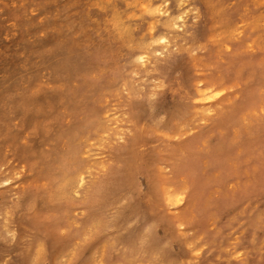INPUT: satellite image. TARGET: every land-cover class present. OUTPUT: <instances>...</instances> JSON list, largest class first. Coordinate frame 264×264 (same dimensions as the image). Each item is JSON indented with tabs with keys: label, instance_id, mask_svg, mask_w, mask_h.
<instances>
[{
	"label": "rangeland",
	"instance_id": "obj_1",
	"mask_svg": "<svg viewBox=\"0 0 264 264\" xmlns=\"http://www.w3.org/2000/svg\"><path fill=\"white\" fill-rule=\"evenodd\" d=\"M34 1L20 10L19 6L14 8L20 11L25 30L10 22L0 7V201L9 203L24 192L36 191L43 182L59 178L64 167L83 176V183L68 197H58L41 213L56 224L57 233L66 235L68 231L71 239L78 233V238L87 239L89 244L83 255H62L57 264H110L113 255H104L100 235L85 233L79 219L84 209V187L104 172L101 163L107 160L108 152L105 139L124 142L117 131L125 117L121 103L129 89L126 85L120 86L117 93L115 89L116 73L127 70L126 63L118 52L96 65L85 58L79 69L68 75L67 89L72 102L74 99L73 107L65 97L60 101L51 99L61 96L63 87L58 77L49 75L44 59L65 48L76 54L80 48L50 28V22L39 10L43 5L47 7L48 1ZM244 1L210 3L214 5L211 12L220 9L225 16L218 12L210 16L214 24L211 47L192 49L189 54V59H195L189 60L185 76L201 85L214 84L219 94L210 99L213 106L198 116L192 115L184 126H176L162 140H144L143 147L154 157L157 153L160 156L155 159L160 185L185 196L181 202L161 206L158 211L175 219L178 237L186 246L180 261L186 264H202L204 255H210L209 250L214 254L211 264H264V134L255 136L256 141L253 134L255 124L264 117V81L259 83L256 96L250 85L253 72L264 68V0H251L248 4ZM232 10H236L235 14L227 16ZM188 13L195 14L197 10L190 7ZM136 30H141L139 24ZM175 30L182 33L184 26L178 23ZM166 41L162 39L157 45ZM127 46L131 48V44ZM143 56L133 59L129 70L131 84L137 90L157 83L146 71L152 61L162 60L165 53L161 49ZM7 59L17 69L9 85L4 62ZM8 97L14 98L16 111L7 112ZM158 100L157 112L163 116L178 96L162 93ZM88 104L98 114L95 119L90 118ZM72 147L76 149L75 156L70 152ZM41 163L45 166L41 167ZM140 164L147 168L146 160ZM136 183L139 190L145 189L142 174ZM138 188L135 196L141 200ZM229 200L236 203H228ZM251 219L259 233L254 246L245 240L252 230L246 229L244 222L251 223ZM176 239H172V245L179 248ZM42 257L41 264L50 263ZM148 258L150 255L144 256L138 264Z\"/></svg>",
	"mask_w": 264,
	"mask_h": 264
},
{
	"label": "bare ground",
	"instance_id": "obj_2",
	"mask_svg": "<svg viewBox=\"0 0 264 264\" xmlns=\"http://www.w3.org/2000/svg\"><path fill=\"white\" fill-rule=\"evenodd\" d=\"M47 1L48 6L43 5L39 10L50 22V28L61 32L80 48L76 53L78 56L65 48L64 52L58 55L52 52L44 59L49 75L58 77L63 87V94L51 96V99L58 98L60 101L65 97L69 106L73 107L74 99L72 102L67 89L68 75L79 69L85 58L96 65L118 52L127 69L116 73L118 85L115 89V93L122 85L129 89L121 103L125 117L117 131L121 137L123 135L124 142L118 143L117 138L105 139L104 147L108 152L107 160L101 163L104 172L95 176L87 188L84 187V209L79 221L85 233L100 235L104 255H113L110 264H138V260L146 255L150 258L142 264H186L180 261L186 246L178 237L175 219L158 211L161 206L181 202L185 196L183 192L168 190L160 185L156 176L158 166L155 164L156 157L160 156L157 153L154 157L143 145L145 139L162 140L176 126H184L192 115L198 116L213 106L209 101L219 94L214 84L201 85L187 78L185 69L189 60L195 59V56L189 59L192 49L208 50L213 44L211 31L214 24L210 16L216 12L225 16L224 12L220 9L210 11V7L214 6L210 3L215 0ZM236 1L241 3L244 0ZM244 2L248 4L251 0ZM32 4L33 0H0L4 16L19 30H25L26 25L21 20L20 11H14V8L19 6L20 10ZM190 7L197 13L189 14ZM235 12L229 11L227 16ZM178 23L184 26L182 33L175 30ZM136 24L141 26L140 31L136 30ZM162 39L167 41L157 45ZM127 43L131 44L130 49ZM161 49L165 57L152 61L146 71L157 83L137 90L129 76L133 59H142L144 53ZM1 57L0 53V62ZM4 62L8 68L9 85L17 69L9 59ZM259 69L253 72L250 82L255 96L259 83L264 81V68ZM162 93L178 96L177 102L166 107L163 116L157 112L160 105L158 96ZM5 101L7 112L10 109L16 111L13 97ZM87 106L90 118L95 119L98 116L94 113L95 109L89 104ZM221 115L222 118L225 116ZM230 115L229 112L226 117ZM232 121L235 122L234 119ZM2 125L7 131L5 123ZM255 126L253 134L256 141L255 136L264 134V117ZM66 131L70 132L69 129ZM70 152L76 155L74 147ZM142 160L147 161V168L141 166ZM44 166L45 163H41V167ZM139 174L145 178L146 187L143 190H139L136 183ZM79 183H83V176L80 178L64 167L59 178L43 182L36 191L24 192L16 201L9 203L0 201V264H41L42 255L50 261L49 264H57L58 257L62 255H83L89 250L87 239L78 238V233L73 239L68 231L66 235L57 233L54 230L56 224L41 213L51 203L55 204L58 197H68ZM262 185L264 187V182ZM135 188L141 192V200L135 196ZM229 202L236 203V200ZM149 212L155 217H151ZM252 223V219L251 223L244 222L246 229L252 230L245 240L247 245L254 246L259 233ZM173 238H177L179 248L173 247ZM208 252L210 255H204L202 264L212 263L214 254L212 250Z\"/></svg>",
	"mask_w": 264,
	"mask_h": 264
}]
</instances>
